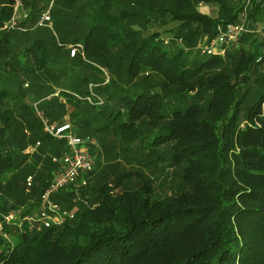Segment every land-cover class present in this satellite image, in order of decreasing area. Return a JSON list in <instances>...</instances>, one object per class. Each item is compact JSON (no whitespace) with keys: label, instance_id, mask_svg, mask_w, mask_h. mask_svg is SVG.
<instances>
[{"label":"trees","instance_id":"trees-1","mask_svg":"<svg viewBox=\"0 0 264 264\" xmlns=\"http://www.w3.org/2000/svg\"><path fill=\"white\" fill-rule=\"evenodd\" d=\"M197 1L216 5V17L194 0H54L53 26L38 27L44 0H22L28 18L15 29L3 28L12 0L0 3V264H264L263 57L246 33L223 56L202 53L243 1ZM166 15L175 26L150 28ZM164 33L184 46L171 51ZM198 40L202 58L191 59ZM66 114L72 134H111L137 166L94 168L78 189L59 191L54 203L72 215L61 225L4 224L19 206L37 210L52 158L65 151L42 119L61 125ZM36 142L38 152L25 154Z\"/></svg>","mask_w":264,"mask_h":264},{"label":"built area","instance_id":"built-area-1","mask_svg":"<svg viewBox=\"0 0 264 264\" xmlns=\"http://www.w3.org/2000/svg\"><path fill=\"white\" fill-rule=\"evenodd\" d=\"M251 0H246L245 5L239 11L237 20L234 23L218 25L213 39L202 48V53L207 55L215 54L223 56L227 48L236 47L244 33L247 32L245 24L247 21V7ZM23 5L19 0H12V15L3 28L15 29L18 24L28 18V13L23 11ZM49 10L42 13L38 20V27H49ZM81 51V46L70 48V57ZM38 117L40 116L37 113ZM43 132L52 138L65 142V151L60 158L53 157L52 162L57 165L52 178L41 193L38 207L35 213L24 214L23 210L11 211L2 216L3 223L14 226L24 232H31L36 229L50 228L52 225H61L65 219H71L72 215L61 210L54 201L53 196L59 191L73 185L83 179V175L95 168L96 155L94 151V139L89 137H78L71 132L69 124L56 125L42 119ZM39 142L27 146L25 153L30 155L36 151ZM33 184V177L25 179V191L29 192ZM2 223H0V232Z\"/></svg>","mask_w":264,"mask_h":264},{"label":"rangeland","instance_id":"rangeland-1","mask_svg":"<svg viewBox=\"0 0 264 264\" xmlns=\"http://www.w3.org/2000/svg\"><path fill=\"white\" fill-rule=\"evenodd\" d=\"M4 0H0V3L3 2ZM22 5H23V11H25L26 13H29V9L27 6H25L22 2V0H19ZM47 1V2H46ZM84 1H88V2H93L95 0H84ZM146 4L147 3H152V4H155L156 1H151V0H143ZM197 2V6H196V9L197 10H200V11H203L205 13H207L209 16L211 17H216L217 15V6L214 5V4H209V5H204L202 4L201 2H198L197 0H194ZM225 3L230 6V7H233L235 4H237V0H224ZM54 2V0H50V4L48 2V0H44V4H42L45 8L44 9H40V11L44 12L46 11L47 9H50L51 6H52V3ZM85 2V3H86ZM48 3V4H47ZM78 4V3H77ZM161 6L162 7H166L165 5H168L167 2H161ZM127 5L129 6L130 3H127ZM63 7V5L61 6ZM116 8V7H115ZM159 8V6L157 7ZM155 8V9H157ZM204 8V9H202ZM63 9H65L66 12H69L71 13L73 9H67L66 7H63ZM83 12H85L84 10H82ZM80 12V11H78ZM78 12H73V16L76 15ZM42 14L39 15V18L41 17ZM52 15V13L50 14V16ZM165 21L163 22L162 21V24H154L153 27H150L152 29H155L157 31H159L160 33H162V31L164 30H167L173 26H175L176 24L173 23V22H169V15H166L165 16ZM51 19V25L53 26V19L52 17L50 18ZM39 20V19H38ZM23 22V21H22ZM20 22V23H22ZM38 22V21H37ZM20 23L18 24V27L19 28V25ZM78 26H81L80 24ZM150 26V25H149ZM138 25H135V27L133 26V28H137ZM23 28V27H21ZM44 32H47V30H42V33ZM53 34L54 31H53ZM262 34H264V32H262ZM256 35V51H258L259 47H260V43H261V38L263 37V35ZM161 39L163 40V42H167V47L173 51V50H176L177 48H180L179 45H183L184 46V42H181L178 40V42H176L175 40H170L168 35H165V33L163 34V36L161 37ZM201 42V40L195 44L194 47L192 48H189V49H186L187 52L186 55H188V57H190L191 59H196V58H202L201 57V54L198 53V48L197 46L199 45V43ZM166 44V43H165ZM260 44V45H259ZM69 57H70V51H69ZM66 58V57H65ZM24 84H28V82H23ZM255 89V88H254ZM69 114H66L65 116V119L62 120V122L64 124H71L70 121H69ZM95 142V146L93 147L94 148V151H95V155H96V163H95V169L94 171L96 173H100L102 171L105 170V174H108L112 171V169L110 167L112 166H118L119 169H128L130 171V169H134L135 166H137V163L134 159V150L133 149H127V150H121L119 144L115 141L114 137L111 135V134H106V135H103L101 136L100 139H95L94 140ZM26 150V149H25ZM25 150H24V153H25ZM38 152V150H36ZM36 152V153H37ZM64 153V151H63ZM26 154V153H25ZM119 164V165H118ZM104 174V175H105ZM153 178V181L157 184L158 182L159 183H165L167 178L164 177V178H156V176H152ZM84 181V180H83ZM83 181H79L77 183V185L75 184V186L77 187V189L83 185ZM162 181V182H161ZM165 185V184H163ZM76 189V190H77ZM167 192V188L165 186H158L155 188V196L156 197H162L165 193ZM77 202L79 203L80 206H78V208H83V207H87L88 203L86 202V199L82 198V197H79L78 196V199H77ZM24 207V206H22ZM21 208V206H19V208H17L18 210ZM36 210H34L33 212L31 213H35Z\"/></svg>","mask_w":264,"mask_h":264},{"label":"crops","instance_id":"crops-1","mask_svg":"<svg viewBox=\"0 0 264 264\" xmlns=\"http://www.w3.org/2000/svg\"><path fill=\"white\" fill-rule=\"evenodd\" d=\"M242 1H243L242 5L244 6L246 3V0H242ZM200 12L207 14L203 11H200ZM247 13H248L247 14L248 16L251 15V13L252 14L255 13L256 19L252 20L250 17L247 18V21L245 24L247 32L245 35H251V34L254 36L261 35L262 32H264V21L262 19V13H264V0H251V4L247 7ZM262 35L263 37L261 38V45L257 51V54L259 57H263L262 60L264 64V34ZM245 41L243 40V47L244 46L246 47Z\"/></svg>","mask_w":264,"mask_h":264}]
</instances>
